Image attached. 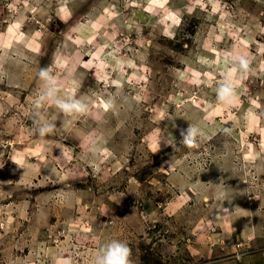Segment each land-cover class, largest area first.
Instances as JSON below:
<instances>
[{"label": "rangeland", "instance_id": "374dc122", "mask_svg": "<svg viewBox=\"0 0 264 264\" xmlns=\"http://www.w3.org/2000/svg\"><path fill=\"white\" fill-rule=\"evenodd\" d=\"M229 53L252 70L225 105ZM49 65L89 107L44 105L40 138ZM113 239L133 264H264V0H0V264H92Z\"/></svg>", "mask_w": 264, "mask_h": 264}, {"label": "clouds", "instance_id": "9594fccd", "mask_svg": "<svg viewBox=\"0 0 264 264\" xmlns=\"http://www.w3.org/2000/svg\"><path fill=\"white\" fill-rule=\"evenodd\" d=\"M227 61L232 66L225 72L223 80L216 88V100L218 103L225 105L232 104L236 99L235 85L237 81L234 79V74L239 72L241 76L248 74L252 69L250 68V61L240 54L233 55L229 53ZM38 79L40 87L37 90L33 99V130L40 138L50 135L56 129V124L49 120L47 116L41 111L44 105H52L59 109L65 116H73L76 114H84L88 111V104L82 98L75 96L63 97L59 95L62 87L57 77L53 74L51 65L42 67L38 71ZM107 108H114V99H108L104 102ZM175 127V125H173ZM228 131V130H225ZM158 133L157 142L152 146L153 151H160L161 143H165L173 149V152L179 150V146L183 145L188 148L198 146V137L203 135L202 130L193 124H188L186 129L179 130V146L177 145L176 137L166 130L156 129ZM107 151V149H105ZM172 156L169 165L171 166ZM220 186V185H218ZM224 194L221 193V196ZM223 207V206H222ZM230 210L223 207V213L226 216ZM132 249L125 241L110 240L102 244V246L95 252L92 264H133ZM55 264H73L71 257L63 255L56 257Z\"/></svg>", "mask_w": 264, "mask_h": 264}]
</instances>
